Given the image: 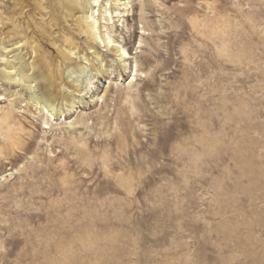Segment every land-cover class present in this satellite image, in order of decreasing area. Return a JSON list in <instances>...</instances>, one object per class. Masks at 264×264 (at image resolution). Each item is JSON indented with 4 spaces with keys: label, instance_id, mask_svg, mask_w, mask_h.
Instances as JSON below:
<instances>
[{
    "label": "rangeland",
    "instance_id": "374dc122",
    "mask_svg": "<svg viewBox=\"0 0 264 264\" xmlns=\"http://www.w3.org/2000/svg\"><path fill=\"white\" fill-rule=\"evenodd\" d=\"M26 4L0 0V264H264V0Z\"/></svg>",
    "mask_w": 264,
    "mask_h": 264
},
{
    "label": "bare ground",
    "instance_id": "6f19581e",
    "mask_svg": "<svg viewBox=\"0 0 264 264\" xmlns=\"http://www.w3.org/2000/svg\"><path fill=\"white\" fill-rule=\"evenodd\" d=\"M93 2H95L96 3V0H92ZM59 2V1H58ZM98 2V1H97ZM19 3L21 4V6L22 7H28L27 6V4H26V0H19ZM121 5V4H120ZM122 5H125V6H127L128 4H126V3H124V4H122ZM87 7H89L86 3L84 4V8H85V10L87 11ZM96 22V21H95ZM94 22V23H95ZM92 29H93V31H94V26H93V24H92ZM90 33V32H89ZM90 34H92V36H93V39H94V41L95 42H97L99 39H101L102 37H99L95 32H93V33H90ZM114 41L113 40H110L109 41V43H113ZM114 48H116V47H114ZM118 51V50H117ZM37 54V56H39V58H40V61H43V59H42V57H41V55L39 54V53H36ZM122 54L123 55H127V53H126V51L125 50H122ZM33 67V69H35V65H33L32 66ZM32 69V68H31ZM46 73V74H48V73H50V69H43L42 70V72L41 71H35L34 70V73H33V77H31L30 79L32 80L31 81V83L32 82H34V83H38V85H36L35 87H31L30 89L32 90V91H34V89L38 86V89H40V95H38V96H36V94L34 93L33 94V101L34 102H36L37 103V105H44V107L45 108H51V106H52V98L50 97V95H49V93H48V91L46 90V87L42 84V82H43V77H42V73ZM46 85V84H45ZM52 91V90H51ZM54 97V96H53ZM24 150V149H23Z\"/></svg>",
    "mask_w": 264,
    "mask_h": 264
}]
</instances>
